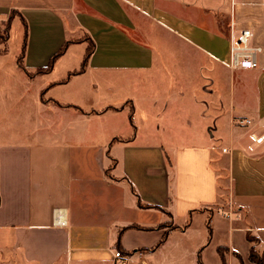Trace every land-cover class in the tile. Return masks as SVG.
Instances as JSON below:
<instances>
[{"label":"crops","instance_id":"0c3cea01","mask_svg":"<svg viewBox=\"0 0 264 264\" xmlns=\"http://www.w3.org/2000/svg\"><path fill=\"white\" fill-rule=\"evenodd\" d=\"M2 29L0 264H254L264 0H0Z\"/></svg>","mask_w":264,"mask_h":264},{"label":"built area","instance_id":"2783aa9c","mask_svg":"<svg viewBox=\"0 0 264 264\" xmlns=\"http://www.w3.org/2000/svg\"><path fill=\"white\" fill-rule=\"evenodd\" d=\"M250 30H240L239 34L235 37L230 36L229 56L225 65L230 69L236 68H250L256 65L258 54L261 48L258 46H251ZM259 138L257 142H261ZM113 264H127V257L119 250L113 252Z\"/></svg>","mask_w":264,"mask_h":264},{"label":"trees","instance_id":"16d2710c","mask_svg":"<svg viewBox=\"0 0 264 264\" xmlns=\"http://www.w3.org/2000/svg\"><path fill=\"white\" fill-rule=\"evenodd\" d=\"M26 26L24 24V38H23V45H22V50H21V54L19 56V59H18V63L19 65L21 64V59H22V56L24 54V50H25V45H26ZM1 35H0V40H1ZM5 38L2 37V40H4ZM68 44H65V46L63 47V49H61V51L52 59V61L49 63V66L46 68V69H42V70H39L38 73H46L48 71L51 70L52 68V64H53V61L58 57L60 56L64 50L66 49ZM94 47H93V44L92 43H89L88 45V48H87V52H86V55L85 57L83 58V61L81 63V66H80V69L77 73H81L85 67H86V64H87V60L90 56V54L92 53ZM188 224V222L186 223V225ZM170 227V226H169ZM175 228V227H173ZM165 239L162 240V242L164 241ZM247 241L251 244V247H250V250H249V255H248V260L251 262V263H254V264H264V252L262 253H259L256 249H255V246L258 242V240L253 237L252 235L250 234H247ZM161 242V243H162ZM221 251V250H219ZM241 264V262H240Z\"/></svg>","mask_w":264,"mask_h":264},{"label":"rangeland","instance_id":"374dc122","mask_svg":"<svg viewBox=\"0 0 264 264\" xmlns=\"http://www.w3.org/2000/svg\"><path fill=\"white\" fill-rule=\"evenodd\" d=\"M243 2V1H242ZM229 24H225V27H222L221 28V32L223 33V34H226V35H229L230 34V32H229ZM243 29H246V30H250V32H251V34H252V36H251V39H250V45L251 46H258V47H260L261 49H262V47L259 45V44H256V43H254V41H253V39H254V34H253V31H252V29L251 28H242V29H240V30H243ZM14 37H16L17 35H16V31H15V29H14ZM0 35L4 38V36H5V34L3 33V29L2 30H0ZM2 37H1V40H0V43L2 42ZM15 43V39H14V41H13V44ZM14 46V45H13ZM261 52H262V50H261ZM260 52V53H261ZM259 53V54H260ZM259 54H258V56H259ZM257 56V57H258ZM225 68H227L229 71H235V70H237L238 68H236V69H230V68H228L226 65H225V63H221ZM239 124L240 125H243L244 123H243V121H240L239 122ZM173 136H174V138H175V140H177V141H180V140H184L185 138H187V136H189L190 134H188V133H174V134H172Z\"/></svg>","mask_w":264,"mask_h":264}]
</instances>
